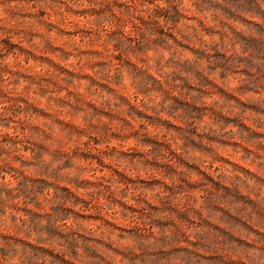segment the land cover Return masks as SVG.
Instances as JSON below:
<instances>
[{
  "label": "rangeland",
  "instance_id": "1",
  "mask_svg": "<svg viewBox=\"0 0 264 264\" xmlns=\"http://www.w3.org/2000/svg\"><path fill=\"white\" fill-rule=\"evenodd\" d=\"M262 216L264 0H0V264H264Z\"/></svg>",
  "mask_w": 264,
  "mask_h": 264
},
{
  "label": "trees",
  "instance_id": "2",
  "mask_svg": "<svg viewBox=\"0 0 264 264\" xmlns=\"http://www.w3.org/2000/svg\"><path fill=\"white\" fill-rule=\"evenodd\" d=\"M210 183H207L206 187L207 190L209 191L210 194H214L216 195L218 198H221L225 195V193L230 194V190L229 189H225V187L222 185L220 180H217L213 177H210ZM203 185L205 186V182H203ZM177 191L180 190L182 187L181 185L176 186ZM168 189H171L170 187H168ZM225 191V192H223ZM137 199H140V196L137 197ZM249 203H251V205L255 206V207H259L256 203H254L253 201L249 200ZM147 206L149 207L147 209V212L144 213V216L147 219V223H145V230L147 232V237H150L151 239H153L154 241H161L162 239H167L169 237L168 233H165V231L161 230L160 234L159 233H155L154 231V226H160V227H165L166 225H170L172 226V232L176 235L179 234L181 232V230L179 229L180 226V222L177 221V219L179 218H183L186 219L187 221H191L190 220V216L189 213L193 212L195 216H199V218H201V213H200V209L194 208L190 201L184 199L182 201V203H180V201H174V197L172 196V193H166V192H161L159 194H157L154 197V201H147ZM152 213H156L159 214L158 217H153ZM229 216V218H232L233 216L229 213H227ZM260 215H263V213L261 211H259ZM264 217V216H262ZM255 223H258V220L255 219L254 221ZM198 225L200 224V222H196ZM252 228V227H251ZM220 232L228 234L227 231H225L222 228H218ZM256 233L259 235V237L257 238V240L252 239L250 243L247 244V246H251V247H259L260 245L262 246L263 243L262 241L264 240V233L258 230H255ZM197 235H202L199 232H196ZM186 240H189V236L187 235L185 237ZM262 240V241H261ZM261 241V242H260ZM190 242L192 244H203V240L201 239H195V240H190ZM260 242V243H259ZM246 243V242H245ZM203 246H206L205 244ZM207 248V247H204ZM218 246H214V251L212 254L214 255H219L218 251Z\"/></svg>",
  "mask_w": 264,
  "mask_h": 264
}]
</instances>
